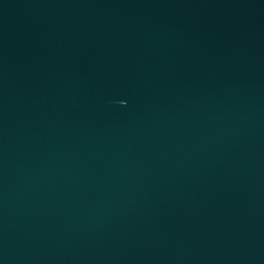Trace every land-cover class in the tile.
Here are the masks:
<instances>
[{
    "label": "water",
    "instance_id": "obj_1",
    "mask_svg": "<svg viewBox=\"0 0 264 264\" xmlns=\"http://www.w3.org/2000/svg\"><path fill=\"white\" fill-rule=\"evenodd\" d=\"M0 264H264V0H0Z\"/></svg>",
    "mask_w": 264,
    "mask_h": 264
}]
</instances>
